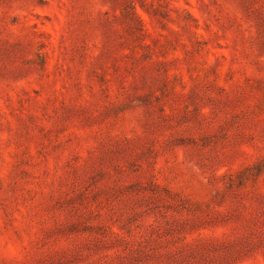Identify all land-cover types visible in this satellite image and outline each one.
Masks as SVG:
<instances>
[{"label": "rangeland", "instance_id": "obj_1", "mask_svg": "<svg viewBox=\"0 0 264 264\" xmlns=\"http://www.w3.org/2000/svg\"><path fill=\"white\" fill-rule=\"evenodd\" d=\"M0 264H264V0H0Z\"/></svg>", "mask_w": 264, "mask_h": 264}]
</instances>
